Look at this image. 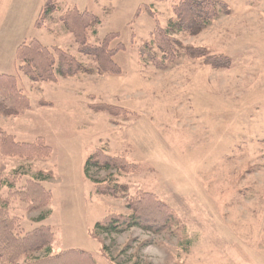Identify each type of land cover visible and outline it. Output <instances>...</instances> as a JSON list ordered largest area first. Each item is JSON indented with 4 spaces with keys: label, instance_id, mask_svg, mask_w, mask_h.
Wrapping results in <instances>:
<instances>
[{
    "label": "rangeland",
    "instance_id": "374dc122",
    "mask_svg": "<svg viewBox=\"0 0 264 264\" xmlns=\"http://www.w3.org/2000/svg\"><path fill=\"white\" fill-rule=\"evenodd\" d=\"M46 1L0 5V75L19 77L30 102L19 116L0 115V131L21 143L15 150L0 136L1 177L12 186L0 190L7 215L0 216L14 224L16 238L42 225L55 239L48 254L4 260L41 264L76 251L96 264H264V0H216L227 6V16L197 36L174 37L183 48L227 57L225 69L190 59L181 49L164 69L149 62L161 57L152 44L156 24L166 28L179 0H57L56 11L36 29ZM69 9L100 19L87 42L97 46L109 38L119 76L95 70L41 84L19 73L17 47L34 39L96 68L60 23ZM100 103L124 114L92 108ZM99 151L138 166L126 174L91 172L126 188L115 198L97 195L98 186L84 176L86 160ZM33 184L49 191L46 208L37 189L29 192ZM138 194L154 196L174 216L155 232L131 228L94 240L95 225L109 215L132 216L127 201ZM24 250L18 245L9 254L15 258Z\"/></svg>",
    "mask_w": 264,
    "mask_h": 264
},
{
    "label": "trees",
    "instance_id": "16d2710c",
    "mask_svg": "<svg viewBox=\"0 0 264 264\" xmlns=\"http://www.w3.org/2000/svg\"><path fill=\"white\" fill-rule=\"evenodd\" d=\"M56 1L47 0L45 2L34 24L36 29L42 28L43 21L56 11ZM173 12L174 18L167 23L166 28L160 29L159 25L156 24L155 31L152 34V44H156L155 48L161 55L158 60L156 57H152L149 60L152 66L157 69H164L165 66L171 65L176 58V51L181 49L190 59L203 58L205 63L213 68H227L229 63L227 57L207 56L205 54L207 52L206 50L192 49L189 47L183 48L180 42L174 39V37L179 35H199L221 16L228 15L229 10L227 6L221 1L216 0H179L173 6ZM150 13L151 11L149 12L151 16L152 13ZM59 20L64 30L72 37L77 51L83 56L92 58L96 64V68L88 69L60 48L46 47L34 39L28 43H21L16 50V63L19 73L22 76L32 83L50 84L56 83L58 79L64 80L76 78L81 75H92L95 70L98 75L102 76H119L121 74V69L112 60L116 51L108 48V37L103 40L101 45L97 46L90 45L87 42L90 31L92 35H96L95 29L101 25L100 19L97 16L87 11L80 12L77 9H69L62 14ZM141 54L142 56L144 55V53ZM147 55L149 56L150 54L147 53ZM23 90L19 77L0 75V115L4 117H16L30 108L29 99ZM92 108L99 109V111L111 117H117L123 112L122 109L107 103H100L97 107L93 106ZM116 112L121 114H117ZM3 132L0 131V136L2 138L5 137L7 140H12L11 145L15 150L21 148V143H17L13 137L11 138V136L9 137L5 132L3 134ZM40 141L37 140L36 143L39 144ZM25 147H29V145H25ZM33 147L28 148L32 153L34 152ZM46 152H48V149ZM132 170L136 172L138 166L129 164L121 158L108 156L104 152L99 151L95 152L86 160L83 173L86 179L98 186L96 188L97 195L115 198L118 194L125 193L126 188L118 186L115 181L113 186L107 185L105 181L95 179L94 175H91V172L114 171L126 174ZM1 174L2 172L0 170V190L3 187H9L11 189L12 186L2 179ZM31 186L29 192L37 189L41 194L40 206L44 208L49 206L52 199L49 191L46 193L39 185L33 184ZM127 209L132 211V216L129 218L109 215L102 223H97L94 227L93 239L97 240V236L100 237L102 235H120L131 228H140L155 232L161 227L162 220L168 222L174 216L172 210L150 194H138L135 199H128ZM0 213L7 216L5 210H2L1 207ZM43 219L37 220L36 222L41 223L47 218ZM23 235L16 238L14 236V224L11 223V220H6L0 216V264H23L20 260L6 262L4 258L15 260L27 253L45 252L48 254L50 252L49 245L55 239L51 228L42 225L32 228V231L24 233ZM18 245L25 250L17 253L14 258L10 256L9 252L16 253ZM102 246L104 247L103 243ZM103 247L102 251L104 253L106 248ZM7 255L10 257H6ZM110 260L112 263L114 262L113 259ZM68 261H70V264H96L90 254L76 251H63L52 258L48 256L41 264H55L57 262L62 263Z\"/></svg>",
    "mask_w": 264,
    "mask_h": 264
},
{
    "label": "crops",
    "instance_id": "0c3cea01",
    "mask_svg": "<svg viewBox=\"0 0 264 264\" xmlns=\"http://www.w3.org/2000/svg\"><path fill=\"white\" fill-rule=\"evenodd\" d=\"M3 1V0H2ZM2 2H0V5H1Z\"/></svg>",
    "mask_w": 264,
    "mask_h": 264
}]
</instances>
